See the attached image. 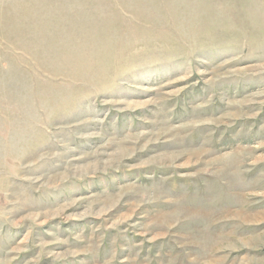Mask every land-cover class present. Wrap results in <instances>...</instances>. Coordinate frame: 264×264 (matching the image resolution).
Returning <instances> with one entry per match:
<instances>
[{
    "label": "rangeland",
    "instance_id": "1",
    "mask_svg": "<svg viewBox=\"0 0 264 264\" xmlns=\"http://www.w3.org/2000/svg\"><path fill=\"white\" fill-rule=\"evenodd\" d=\"M0 264H264V0H0Z\"/></svg>",
    "mask_w": 264,
    "mask_h": 264
}]
</instances>
